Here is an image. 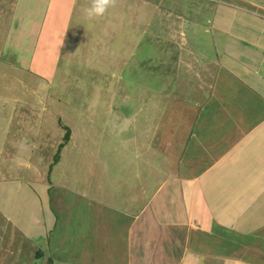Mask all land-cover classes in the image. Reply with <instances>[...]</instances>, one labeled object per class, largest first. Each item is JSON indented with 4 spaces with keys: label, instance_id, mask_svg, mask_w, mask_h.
I'll list each match as a JSON object with an SVG mask.
<instances>
[{
    "label": "crops",
    "instance_id": "0c3cea01",
    "mask_svg": "<svg viewBox=\"0 0 264 264\" xmlns=\"http://www.w3.org/2000/svg\"><path fill=\"white\" fill-rule=\"evenodd\" d=\"M212 4L208 19L189 18L195 43L184 39L178 73L164 79L177 102L136 109L147 114L135 121L126 149L133 164L83 162V264H264V1ZM66 12L56 10L59 22ZM46 24L22 25L36 39L31 56L20 46L13 51L19 62L40 68L34 54L45 32L52 44L45 53H84L65 26ZM72 141L69 132L61 148ZM54 200L68 219L57 237L70 241L80 225L70 203ZM46 247L33 249L27 263L76 264L54 258L55 240L48 237Z\"/></svg>",
    "mask_w": 264,
    "mask_h": 264
},
{
    "label": "rangeland",
    "instance_id": "374dc122",
    "mask_svg": "<svg viewBox=\"0 0 264 264\" xmlns=\"http://www.w3.org/2000/svg\"><path fill=\"white\" fill-rule=\"evenodd\" d=\"M64 3L0 0V264H28L33 249L47 248L48 237L58 262L83 264V162L133 164L126 149L137 136L135 121L147 114L136 109L177 102L164 79L177 75L184 39L195 43L189 18L208 19L213 7L202 0H111L107 13L90 21L82 10L91 0ZM59 9L67 11L60 22ZM44 21L65 26L69 42L84 53L70 45L67 53H45L52 46L45 32L34 54L42 69L19 62L13 51L20 46L31 56L36 39V33L26 37L22 25ZM67 132L73 143L63 149ZM59 196L80 225L70 241L57 237L68 228L66 215L54 207ZM34 234L41 236L28 240Z\"/></svg>",
    "mask_w": 264,
    "mask_h": 264
},
{
    "label": "clouds",
    "instance_id": "9594fccd",
    "mask_svg": "<svg viewBox=\"0 0 264 264\" xmlns=\"http://www.w3.org/2000/svg\"><path fill=\"white\" fill-rule=\"evenodd\" d=\"M110 3L111 0H91L90 5L82 10L83 15L90 21L101 18L107 13Z\"/></svg>",
    "mask_w": 264,
    "mask_h": 264
},
{
    "label": "flooded vegetation",
    "instance_id": "af4514ba",
    "mask_svg": "<svg viewBox=\"0 0 264 264\" xmlns=\"http://www.w3.org/2000/svg\"><path fill=\"white\" fill-rule=\"evenodd\" d=\"M202 1H204L207 5H210L214 0H202ZM168 9L170 10V7H168Z\"/></svg>",
    "mask_w": 264,
    "mask_h": 264
},
{
    "label": "trees",
    "instance_id": "16d2710c",
    "mask_svg": "<svg viewBox=\"0 0 264 264\" xmlns=\"http://www.w3.org/2000/svg\"><path fill=\"white\" fill-rule=\"evenodd\" d=\"M68 140H69V132H67L65 135V142H67Z\"/></svg>",
    "mask_w": 264,
    "mask_h": 264
}]
</instances>
